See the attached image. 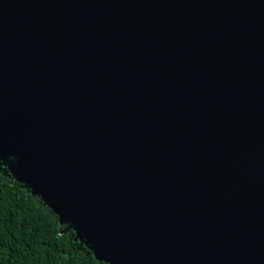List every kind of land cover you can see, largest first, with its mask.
<instances>
[{"label":"water","instance_id":"1","mask_svg":"<svg viewBox=\"0 0 264 264\" xmlns=\"http://www.w3.org/2000/svg\"><path fill=\"white\" fill-rule=\"evenodd\" d=\"M107 264H264V0H0V156Z\"/></svg>","mask_w":264,"mask_h":264},{"label":"trees","instance_id":"2","mask_svg":"<svg viewBox=\"0 0 264 264\" xmlns=\"http://www.w3.org/2000/svg\"><path fill=\"white\" fill-rule=\"evenodd\" d=\"M16 159L0 156V264H107L16 178Z\"/></svg>","mask_w":264,"mask_h":264}]
</instances>
